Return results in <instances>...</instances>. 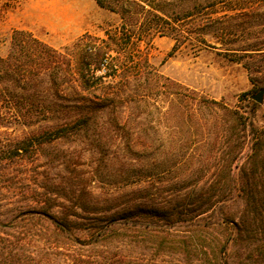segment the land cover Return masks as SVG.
<instances>
[{"label":"rangeland","instance_id":"rangeland-1","mask_svg":"<svg viewBox=\"0 0 264 264\" xmlns=\"http://www.w3.org/2000/svg\"><path fill=\"white\" fill-rule=\"evenodd\" d=\"M168 1L173 14L203 4L174 22L181 43L156 33L122 52L114 77L97 71L115 84V110L20 155L17 140L62 117L0 125V264H264V206L244 190L252 175L264 197V164L247 160L264 130V93L251 97L264 86V0ZM118 24L94 0H0V56L14 29L63 51ZM127 207L131 220L106 225ZM65 214L62 233L53 218Z\"/></svg>","mask_w":264,"mask_h":264},{"label":"trees","instance_id":"trees-1","mask_svg":"<svg viewBox=\"0 0 264 264\" xmlns=\"http://www.w3.org/2000/svg\"><path fill=\"white\" fill-rule=\"evenodd\" d=\"M94 1L99 7L117 14L119 24L107 30L106 37L81 35L74 42L73 50L60 51L28 30H13L9 52L0 56V125L11 119L27 125L55 116L62 120L17 140L10 147L11 155L30 153L36 144L90 126L104 110H115L120 102L114 97L115 84L112 79L104 81L97 71L104 69L105 76L114 77L117 71L128 66L122 52L127 49L139 52L138 43L156 33H174L177 44L181 43L185 38L184 29L174 22L191 16L193 9L203 4L194 2L186 11L173 14L167 11L168 0ZM139 61L137 57L135 64ZM58 76H68L72 83L56 80ZM210 102L227 112L230 110L215 100ZM233 122L234 131L238 117L235 116ZM251 140L247 160L252 162L254 172L258 163L264 164V130L253 132ZM235 154L233 148L227 150L220 166L228 182L232 180ZM248 179L244 188L249 193L248 204L253 208L264 206L263 195L254 192L256 179L252 175ZM134 215L132 207L124 208L107 216L106 225L119 219L131 220ZM53 221L59 232L69 231L67 214L62 219L54 217Z\"/></svg>","mask_w":264,"mask_h":264},{"label":"water","instance_id":"water-1","mask_svg":"<svg viewBox=\"0 0 264 264\" xmlns=\"http://www.w3.org/2000/svg\"><path fill=\"white\" fill-rule=\"evenodd\" d=\"M264 93V86L260 88V90L255 93V94H252L251 97L253 100L257 101V102H260L261 99H262V95Z\"/></svg>","mask_w":264,"mask_h":264}]
</instances>
